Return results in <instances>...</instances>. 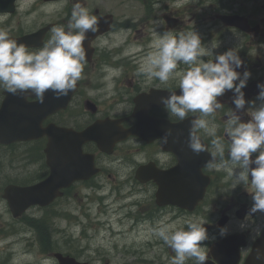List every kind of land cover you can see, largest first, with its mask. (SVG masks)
<instances>
[{
	"label": "flooded vegetation",
	"instance_id": "obj_1",
	"mask_svg": "<svg viewBox=\"0 0 264 264\" xmlns=\"http://www.w3.org/2000/svg\"><path fill=\"white\" fill-rule=\"evenodd\" d=\"M77 2L99 27L86 34L87 62L75 89L59 99L47 91L43 103L30 91L0 89V263L59 264L62 256L87 264H172L175 253L157 230L199 217L215 237L204 242V264H261L255 256L264 250V213L246 217L250 184L232 189L225 171L207 166L212 137L202 131L207 151L187 147L194 117L180 121L160 103L169 91L180 93L178 79L163 84L137 69L152 51L154 31L193 30L205 47L218 44L214 56L237 50L243 63L236 71L251 73L245 100L256 101L264 83V0H0V29L37 51L53 27L68 24ZM232 97L225 91L217 98L222 107L205 117L218 136L235 108ZM248 108L236 113L245 122ZM166 129L172 136L161 144ZM77 228L78 246L61 240ZM117 237L126 241L111 242Z\"/></svg>",
	"mask_w": 264,
	"mask_h": 264
},
{
	"label": "clouds",
	"instance_id": "obj_2",
	"mask_svg": "<svg viewBox=\"0 0 264 264\" xmlns=\"http://www.w3.org/2000/svg\"><path fill=\"white\" fill-rule=\"evenodd\" d=\"M98 27L97 17L77 2L68 24L53 27L50 38L37 51H29L25 44L11 38L7 30L0 29V89L14 96L30 91L40 103L44 102L47 91H51L57 99L67 96L81 79L87 62L83 45L86 34L97 32ZM150 47L152 51L145 56L137 74L149 80L158 79L163 84L170 79H178L180 93L169 91L167 96L160 97V103L180 121L194 117L190 121L187 147L194 154L207 151L198 133L202 131L212 137V159L207 166L225 171L231 178L232 189L240 184H250L253 203L246 217L256 212L264 213V83L257 84L259 93L256 101L259 103L246 102L242 90L247 86L251 73L236 71L243 63L237 50L229 49L214 56L213 49L218 44L205 47L200 35L193 30L175 34L154 31ZM180 64L187 67L178 71ZM227 90L233 93L235 108L230 110L225 120L224 136H218V126L205 117L222 107L217 98ZM246 103L251 112L248 115L250 119L245 122L236 113L244 109ZM171 136L172 130L166 129L159 138L161 144H167ZM253 153H257L254 159ZM207 223L193 217L184 221L181 227H159L157 235L175 253L172 264H186L189 259H194L195 264L208 261L209 255L205 251L208 246L204 242L215 237H209L204 226ZM239 227L243 230L246 224ZM227 234L226 226L219 229L221 237ZM260 234L261 231L256 229L255 235L259 237ZM255 259L264 264V250L257 248Z\"/></svg>",
	"mask_w": 264,
	"mask_h": 264
},
{
	"label": "rangeland",
	"instance_id": "obj_3",
	"mask_svg": "<svg viewBox=\"0 0 264 264\" xmlns=\"http://www.w3.org/2000/svg\"><path fill=\"white\" fill-rule=\"evenodd\" d=\"M92 205V208L95 209V203H91ZM8 217V218H7ZM7 219H9V216L6 214V215H2V221H3V226L4 225H7ZM61 237V240L63 239L66 243H76V246H78L81 242V239L79 238V230L77 228L76 231H72V230H67L66 232L62 233L60 235ZM12 239V238H11ZM10 239V240H11ZM115 241H118L120 243L126 241V239H123V238H116V239H113L111 242H115ZM16 246V244H15ZM19 245L16 246V248L18 249ZM67 248H70V246H66ZM36 251V249L34 250V252ZM114 251L113 249L111 250V252ZM33 252V260L36 259V253ZM6 261H9L7 259H4L3 260V263L2 264H5ZM1 264V263H0ZM47 264V263H46Z\"/></svg>",
	"mask_w": 264,
	"mask_h": 264
},
{
	"label": "water",
	"instance_id": "obj_4",
	"mask_svg": "<svg viewBox=\"0 0 264 264\" xmlns=\"http://www.w3.org/2000/svg\"><path fill=\"white\" fill-rule=\"evenodd\" d=\"M82 172H85V168L82 169ZM79 178H84L83 175L81 177V175H78ZM38 186H32V187H29L27 189H29L30 192H33ZM36 201H30L28 204H32ZM10 204H11V201H10ZM59 261H60V264H87V263H80V262H77L74 258H71V257H62L60 256L59 257Z\"/></svg>",
	"mask_w": 264,
	"mask_h": 264
}]
</instances>
